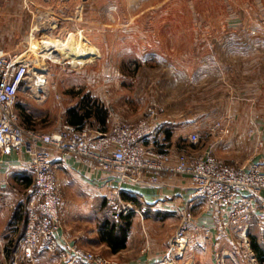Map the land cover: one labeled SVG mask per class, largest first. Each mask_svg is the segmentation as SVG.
<instances>
[{"label":"rangeland","instance_id":"rangeland-1","mask_svg":"<svg viewBox=\"0 0 264 264\" xmlns=\"http://www.w3.org/2000/svg\"><path fill=\"white\" fill-rule=\"evenodd\" d=\"M73 1L74 22L65 24L70 33L63 26L53 33H10L20 20L0 13V54L29 52L46 64V94L19 95L25 127L55 133L68 124L67 113L89 99L107 111L108 131L118 122H147L156 152L168 155L171 142L180 140L191 148L182 138L196 134L194 152L264 170V0ZM259 234L253 229L249 237ZM144 238L147 248L161 240L148 229ZM12 241L0 244V264H37L15 258ZM231 248L221 240L198 264H218L215 254ZM93 253L107 259L103 250ZM178 264L194 260L186 255Z\"/></svg>","mask_w":264,"mask_h":264},{"label":"built area","instance_id":"built-area-1","mask_svg":"<svg viewBox=\"0 0 264 264\" xmlns=\"http://www.w3.org/2000/svg\"><path fill=\"white\" fill-rule=\"evenodd\" d=\"M43 1L45 7H36L32 12L30 32L53 33L63 26V33H70L65 24L74 22L75 8L68 15L69 0ZM45 69V60L34 58L29 52L0 54V163L1 158L12 153L24 154L29 158V170L34 176L25 213L24 236L15 258L34 263L37 252L46 251L55 257L56 264H114L77 246L59 245L56 234L62 226V194L53 167L54 155L74 156L112 174L117 184L107 205L115 210L114 216L119 219L143 216L144 210L123 198V187L140 183L147 172L155 176L164 173L169 168V156L146 147L152 132L145 121L118 122L106 133L79 130L69 124L51 134L25 127L17 111L19 95L46 94L42 90L47 82ZM187 141L195 148L199 136L190 134ZM170 169L174 176L189 180L194 196L203 200L209 209L226 214L235 235L236 251L248 263L259 264L249 234L256 210L260 203L264 204V170L257 164L228 166L209 153L193 150L179 154ZM210 239L211 231L197 224L188 204L182 210L167 252L161 261L153 264H178L194 246L202 249ZM215 256L218 264H238L232 253Z\"/></svg>","mask_w":264,"mask_h":264},{"label":"crops","instance_id":"crops-1","mask_svg":"<svg viewBox=\"0 0 264 264\" xmlns=\"http://www.w3.org/2000/svg\"><path fill=\"white\" fill-rule=\"evenodd\" d=\"M73 2V0L67 2L68 15L73 12ZM55 4L58 5L57 2ZM36 7H45L44 1L0 0V13L4 12V18L11 19V22L15 19L20 20L17 25L11 23L10 33L18 31L19 34H28L32 27V12ZM88 130L92 133H102L97 124H94V128L88 127ZM187 138L182 139L184 141ZM171 139L169 138L168 141ZM154 142L157 140L151 138L147 141L146 147L154 150ZM171 145L165 152L170 159L168 170L159 176L147 172L140 183L127 184L123 187V198L132 202L139 210H144L143 216L131 215L121 219L115 217V220L109 219L107 205L113 187L117 184L113 181V175L77 157L55 154L53 167L58 188L62 194L60 210L62 226L56 234L59 245L77 246L88 252L103 250L105 258L109 261L112 259L115 261L114 264H150L167 252L182 218V210L186 205L191 204L197 224L211 231V239L202 249L194 246L192 249L195 250L191 249L192 252L189 251L187 257L192 258L194 264L195 262L198 264L200 260L211 255L208 254L209 250L211 253L219 250L222 240L229 243L230 248L232 246L230 253L236 258L238 264H250L236 251L235 235L232 226L227 222L226 214L223 211L209 209L203 200L194 196L188 179L174 176L170 171V168L176 164L179 154L192 151L194 148H185L182 140L178 146L173 142ZM33 184L34 176L29 170V158L26 155L12 153L1 158L0 244L13 242L14 239L19 245L22 240L25 213ZM19 209H24L25 212L22 211L24 214L20 212L19 217L16 218ZM100 219L101 223H98ZM99 225L103 227L101 232L97 229ZM112 226L115 227L116 237L121 236L125 228L127 230L123 239L124 248L116 252L103 237V231ZM146 229L151 234L161 236L160 242H157V245L154 244L155 246L152 245L151 248L145 246ZM253 229L259 233L264 231V204L262 203L256 210L251 227V230ZM165 237L166 240H164ZM1 253H4L3 246ZM11 253L7 252L10 255ZM54 259L55 257L46 251L37 252L35 255L37 264H49L47 262Z\"/></svg>","mask_w":264,"mask_h":264},{"label":"trees","instance_id":"trees-1","mask_svg":"<svg viewBox=\"0 0 264 264\" xmlns=\"http://www.w3.org/2000/svg\"><path fill=\"white\" fill-rule=\"evenodd\" d=\"M30 120V119H28ZM107 121H108V113L102 106H97L96 104H92L88 99L81 106L71 109L67 113V123L72 125L79 130H84L89 128H94V124L99 125L100 131L102 133L107 132ZM169 137V136H168ZM194 148L193 146H191ZM25 212L24 209L17 210L16 218L19 217V213ZM126 228L124 229L121 236H115V227L112 226L109 229L103 231V237L105 241L112 247L113 251H119L124 248V236L127 233ZM115 236V237H114ZM251 246L252 250L255 253L259 264H264V231L260 233L258 237H251Z\"/></svg>","mask_w":264,"mask_h":264}]
</instances>
